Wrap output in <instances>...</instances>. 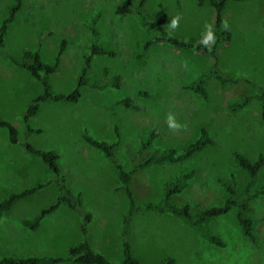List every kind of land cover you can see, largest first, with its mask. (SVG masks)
<instances>
[{"label": "rangeland", "instance_id": "obj_1", "mask_svg": "<svg viewBox=\"0 0 264 264\" xmlns=\"http://www.w3.org/2000/svg\"><path fill=\"white\" fill-rule=\"evenodd\" d=\"M139 0H20L13 20L7 25L0 46V119L17 130V142L8 140L0 126V201L11 193L42 183L33 194L17 199L0 217V258L60 257L83 239L116 264L123 259L122 240L140 264H264V193L250 200L254 240L244 236L236 220L237 208L204 221L223 245L205 240L194 228L169 212L144 208L157 203L165 185L191 172L186 184L171 202L186 204L192 214L222 206L228 197L224 184H231L239 197L245 195L248 173L236 163L237 152L251 161L264 157V118L261 101L254 95L264 91V0H227L222 28L230 40L218 49V69L224 74L248 79L220 84L206 78L202 97L189 86L212 64V58L198 51L182 50L169 43H150L160 29L144 24L135 12ZM16 0H0V25ZM143 16L157 21L169 34L187 41L210 43L214 30V8L198 0H145ZM97 37L91 33L92 20ZM58 67L47 76L52 93L69 92L89 64L86 76L104 83L118 74V86H80L77 102L43 101L37 113L24 120L28 104L41 95L42 84L11 61L37 53ZM100 44L114 53L92 54L90 46ZM107 74L104 75L105 71ZM253 98L236 111L229 103L245 93ZM40 132H27V127ZM206 131L211 144L189 158L172 164H152L135 172L129 182L135 209L128 216L126 234L122 219L129 206L119 188L118 170H131L151 153L173 150L182 153ZM114 144V162L103 151L83 139ZM31 144L42 151L56 152L64 186L80 198L79 210L60 204L46 214L35 229L21 224L51 205L59 186L46 163L24 148ZM143 145H145L143 147ZM264 186L262 165L250 186L254 192ZM90 214L83 235L80 223ZM52 264H66L61 261Z\"/></svg>", "mask_w": 264, "mask_h": 264}, {"label": "trees", "instance_id": "obj_2", "mask_svg": "<svg viewBox=\"0 0 264 264\" xmlns=\"http://www.w3.org/2000/svg\"><path fill=\"white\" fill-rule=\"evenodd\" d=\"M227 0H198L199 3H209L215 11L214 14V30L213 37L210 43L206 44L199 41H187L175 37L169 34L167 31L163 30L162 25L168 22L167 17L161 16L157 21H148L142 13V7L144 5L145 0H139L134 9L118 7L116 9L117 12H135L138 16L142 18V22L144 24H150L151 26H155L160 29V35L155 37L151 41H147L145 43V47H147L150 43H159L165 42L169 43L172 46L182 49V50H191L198 51L203 54H206L212 58L211 67L202 74L199 75L197 80L193 82L189 87L197 92L202 97H206V92L204 90L203 84L206 78L212 76L215 78L220 84H225L227 82H237L242 81L245 83H249L248 79L233 77L227 74H224L218 69V49L220 45L226 43L230 40V33L222 28V12L225 8ZM20 6V0H16V3L10 6L8 15L3 19L0 25V46L3 42V34L6 31L7 25L13 20L14 14ZM95 18L92 20L91 33L92 37H97V31L94 27ZM64 47V42H62L59 47V51L54 59V62L51 64H47L39 60L37 53L27 54L24 59L21 61H16L14 58L11 59L12 62L18 64L20 67L28 71L33 77H35L43 86L44 90L41 95L34 98L27 106L26 113L24 115V120L27 121L29 117L34 116L39 108V105L43 101L51 100V101H67V102H77L80 97V86L81 85H89L92 87L103 88L107 84H111L113 86H118L120 83V76L118 74L111 75L107 77L106 81L101 84H97L95 82H91L89 78L86 76V69L89 64V56L86 57L85 66L82 68L81 72L78 76L77 85L69 92H59L52 93L48 89L47 76L55 72L58 67V56L62 52ZM90 50L92 54H100V55H111L114 53L110 50L105 49L100 44L93 43L90 46ZM105 74L107 71L104 70ZM254 95L257 99L261 101V111L262 117L264 118V91L259 90L255 92ZM251 93L245 92L242 95V98L239 101H234L229 103L228 107L231 111H236L244 107L253 96ZM0 126L4 127L8 131V140L10 143L14 144L17 142V130L16 128L10 124L9 122L0 119ZM40 132V130H33L29 126L27 127V132ZM83 139L92 146H95L103 151L105 156L109 157L114 162V152L113 147L114 144L107 143L104 141H97L90 137L89 135L84 134ZM211 144L210 139L206 135V131L202 129L201 136L190 143L186 149L180 153L175 154L173 150H165L162 152H154L151 153L147 158L142 160V162L136 164L131 170L124 171L121 166L116 162H114L115 167L118 170V177L120 186L129 201V206L127 208L126 214L124 215L122 222V235L126 234V225L128 222V216L134 211L135 203L134 198L129 188V182L132 176L141 168L148 167L152 164H172L176 162L183 161L193 155L195 152L202 150L205 146ZM145 145H143L144 147ZM24 148L27 152L38 155L44 163L47 164L49 170L53 173L52 179L59 186V195L55 199V201L49 205L48 207L42 209L37 215L32 218H22L21 224L28 229H35L42 218L54 210L60 204H66L73 210H79L81 206L80 198L77 195H72L71 192L64 186L63 179L60 176V170L57 164V154L54 151H42L34 148L29 143H24ZM233 157L236 163L244 169L249 175V181L245 188V195L243 197H239L235 193V189L231 184H224V188L228 193V197L225 200L222 206L210 207L203 209L197 214H192L189 211V207L184 204L181 206L175 205L171 202V197L173 194L177 193L182 187L186 184L187 179L191 176V172L183 174L181 177L176 178L173 182L165 185V190L163 197L157 203L147 202L144 203V208L155 210L160 213L169 212L173 215L179 217L183 222H185L190 227L194 228L205 240L215 245H223L224 242L215 234L209 232L205 226L204 221L207 217H213L221 215L227 212L232 206L236 207V220L240 227L241 233L248 237L251 240H254V229H253V220L250 216V200L264 193V186L254 192L250 191V186L253 183V180L259 170V168L264 165V157L259 158L257 161H251L240 153L234 152ZM44 184L39 183L33 186H30L20 192L11 193L6 198L0 201V217L2 214L19 198L24 196L33 194L35 191L42 188ZM84 220L80 223V231L83 235H85L87 231V222L90 220V214L85 213ZM122 252L123 259L121 262L116 264H140L139 260L131 254L130 246L128 242L123 238L122 240ZM61 261H66V264H113L107 258L95 251L87 240L83 239L78 244L72 246L69 249L68 257L63 260L60 257H37V256H28L24 258L13 257V256H4L0 258V264H52ZM173 258H165L160 264H172Z\"/></svg>", "mask_w": 264, "mask_h": 264}]
</instances>
